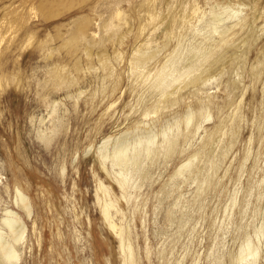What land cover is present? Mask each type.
Returning <instances> with one entry per match:
<instances>
[{
  "label": "rangeland",
  "instance_id": "1",
  "mask_svg": "<svg viewBox=\"0 0 264 264\" xmlns=\"http://www.w3.org/2000/svg\"><path fill=\"white\" fill-rule=\"evenodd\" d=\"M3 239L0 264H264V0H0Z\"/></svg>",
  "mask_w": 264,
  "mask_h": 264
},
{
  "label": "bare ground",
  "instance_id": "2",
  "mask_svg": "<svg viewBox=\"0 0 264 264\" xmlns=\"http://www.w3.org/2000/svg\"><path fill=\"white\" fill-rule=\"evenodd\" d=\"M122 154H123V149L122 148H117L115 150V156H116L117 160L123 158V157H120V156H124ZM23 202H24V205L27 206V202L24 199H23ZM8 224H9V226L11 228V231H12L14 237H17L19 222H15V221L9 220ZM0 252H1V255L4 258H7V259L15 258L16 255H17V250L15 249V247L13 246L11 241L7 240V239L0 240Z\"/></svg>",
  "mask_w": 264,
  "mask_h": 264
}]
</instances>
